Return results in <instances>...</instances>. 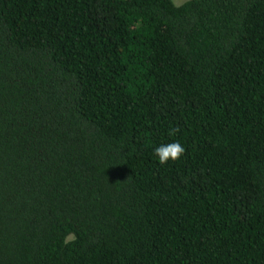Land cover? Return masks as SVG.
I'll return each instance as SVG.
<instances>
[{"label":"trees","instance_id":"obj_1","mask_svg":"<svg viewBox=\"0 0 264 264\" xmlns=\"http://www.w3.org/2000/svg\"><path fill=\"white\" fill-rule=\"evenodd\" d=\"M0 264H264V0H0Z\"/></svg>","mask_w":264,"mask_h":264},{"label":"clouds","instance_id":"obj_2","mask_svg":"<svg viewBox=\"0 0 264 264\" xmlns=\"http://www.w3.org/2000/svg\"><path fill=\"white\" fill-rule=\"evenodd\" d=\"M186 149L179 141L164 143L154 149V156L160 165L176 162L184 155Z\"/></svg>","mask_w":264,"mask_h":264},{"label":"rangeland","instance_id":"obj_3","mask_svg":"<svg viewBox=\"0 0 264 264\" xmlns=\"http://www.w3.org/2000/svg\"><path fill=\"white\" fill-rule=\"evenodd\" d=\"M176 5H181L189 0H173Z\"/></svg>","mask_w":264,"mask_h":264}]
</instances>
